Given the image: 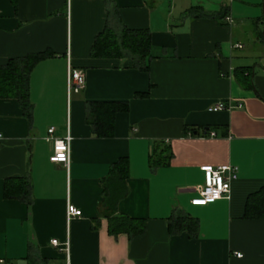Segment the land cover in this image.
I'll use <instances>...</instances> for the list:
<instances>
[{"label": "crops", "instance_id": "crops-1", "mask_svg": "<svg viewBox=\"0 0 264 264\" xmlns=\"http://www.w3.org/2000/svg\"><path fill=\"white\" fill-rule=\"evenodd\" d=\"M263 22L264 0H0V65L51 54L29 72L30 119L0 98L1 264H264V217L243 216L264 186ZM105 28L147 30L148 68L91 57ZM67 67L84 76L77 92ZM87 101L127 104L110 137L92 134ZM48 127L71 137L67 167L48 161ZM120 158L125 194L112 207L103 182ZM221 164L236 168L228 197L190 204L199 167ZM6 178L28 180V202L3 197ZM67 205L80 215L66 219ZM117 215L142 231L110 232ZM181 215L194 234L168 232Z\"/></svg>", "mask_w": 264, "mask_h": 264}, {"label": "trees", "instance_id": "trees-1", "mask_svg": "<svg viewBox=\"0 0 264 264\" xmlns=\"http://www.w3.org/2000/svg\"><path fill=\"white\" fill-rule=\"evenodd\" d=\"M149 34L147 30L122 28L119 34L105 28L93 39L90 46L91 57L126 58L132 68L145 71L149 59ZM50 52H38L22 57L10 58L0 65V98H14L25 118L30 119L31 103L28 97V76L32 67ZM136 95H143L142 93ZM127 108L125 102L87 101L84 106V120L91 127L95 137L112 135L113 115ZM127 172V161L120 158L112 163L103 184V198L106 205L114 207L117 200L125 194L123 180ZM29 182L24 178H6L3 183V197L16 198L28 202ZM245 217H264V186L249 194L244 205ZM196 219L187 215L169 220L167 230L176 233L186 230L189 234L196 231ZM110 232H127L132 235L143 229L141 220L117 215L108 218Z\"/></svg>", "mask_w": 264, "mask_h": 264}, {"label": "built area", "instance_id": "built-area-1", "mask_svg": "<svg viewBox=\"0 0 264 264\" xmlns=\"http://www.w3.org/2000/svg\"><path fill=\"white\" fill-rule=\"evenodd\" d=\"M229 21V18H226ZM84 76L83 74L71 67H67L66 72V90L67 93L77 92L83 87ZM222 103H216L208 108V110L216 111L223 109ZM46 141L50 144V153L48 155V161L52 163L61 164L64 167L68 166L70 158V142L71 137L68 133H65L61 138L52 136L53 128H47ZM1 139V135H0ZM62 157V158H61ZM202 172L203 182L201 186L195 188L196 196L192 197L189 202L192 205H204L209 201H213L220 198H227L229 192L230 182L236 177V168L229 164H221L217 166L202 165L199 167ZM80 210L74 208L71 205L66 206L65 216L68 219L71 216H79ZM50 244L54 247L57 246V242L51 239ZM64 251L67 249V244H63ZM239 257V253L234 254ZM2 260L0 259V264Z\"/></svg>", "mask_w": 264, "mask_h": 264}, {"label": "snow or ice", "instance_id": "snow-or-ice-1", "mask_svg": "<svg viewBox=\"0 0 264 264\" xmlns=\"http://www.w3.org/2000/svg\"><path fill=\"white\" fill-rule=\"evenodd\" d=\"M62 158V157H61Z\"/></svg>", "mask_w": 264, "mask_h": 264}, {"label": "water", "instance_id": "water-1", "mask_svg": "<svg viewBox=\"0 0 264 264\" xmlns=\"http://www.w3.org/2000/svg\"><path fill=\"white\" fill-rule=\"evenodd\" d=\"M264 23V22H263Z\"/></svg>", "mask_w": 264, "mask_h": 264}]
</instances>
